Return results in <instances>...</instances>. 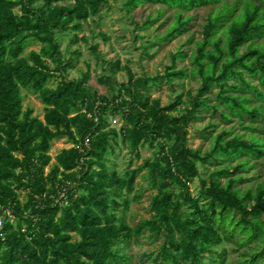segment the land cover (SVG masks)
Masks as SVG:
<instances>
[{
  "label": "trees",
  "instance_id": "16d2710c",
  "mask_svg": "<svg viewBox=\"0 0 264 264\" xmlns=\"http://www.w3.org/2000/svg\"><path fill=\"white\" fill-rule=\"evenodd\" d=\"M104 2L0 0V264H133L126 249L142 234L162 239L136 264H221L225 249L215 247L235 234L241 244L256 241L243 254L244 264H264V180L238 185L245 179L240 171L254 166L251 158L264 165V137L255 133L264 129V0H123L127 10L144 2L175 8L157 41L140 42L143 53L187 31V11L213 8L190 55L171 51L169 65L152 75L124 66L127 78L111 97L86 86L88 68L66 77L71 58L62 56L57 38L72 33L66 49L85 38L77 32ZM161 12L146 14L134 28L150 26ZM34 41L39 47L24 52ZM188 56L190 70L176 66ZM120 68L118 59L110 63L111 72ZM187 76L199 83L185 98L178 92L161 103L151 96V88ZM23 89L39 97L42 118L23 107ZM216 108L221 119H235L248 135L234 126L216 131L217 123L208 120L201 134L211 144L202 154L185 144L187 126ZM107 109L120 114L118 128H107ZM117 136L136 156L141 144L153 145L152 157L118 173L106 160ZM60 137L71 145L52 159L51 142ZM205 161L220 165L204 177L197 163ZM143 167L154 189L150 214L130 224L124 216L127 194ZM193 177L200 180L196 195L189 190Z\"/></svg>",
  "mask_w": 264,
  "mask_h": 264
},
{
  "label": "rangeland",
  "instance_id": "374dc122",
  "mask_svg": "<svg viewBox=\"0 0 264 264\" xmlns=\"http://www.w3.org/2000/svg\"><path fill=\"white\" fill-rule=\"evenodd\" d=\"M162 8V12L159 16L151 22V25L145 28H134L137 23H140L146 14L150 13L154 15L157 9ZM213 8V5L200 6L196 9L187 11L192 15V18L188 22V30L179 34L178 36L170 39L163 40L159 43L150 44L148 53H143L141 50L140 42H146L155 40L156 35H161L165 32L167 27L174 19L175 8L169 7L163 3H148L144 2L137 6L131 7L127 10L123 5V0H105L102 7L84 23L83 31L77 32L78 37L81 34L85 35V38L80 37L77 41L70 44V48L66 49V44L69 42L72 33L70 31L60 32L57 34L62 56L64 58H71V63L67 66L65 71L66 77L77 78L80 75L81 70L89 69V79L86 86L90 91H94L97 94L111 97L117 92V88L122 81L127 78V73L124 66L130 67V69L136 75L154 74L155 72H162L163 69L170 63V52L177 48L182 49L187 55H190L193 49V41L202 37V23L205 21L206 14ZM134 34L138 36L134 40ZM221 35H223L221 33ZM192 37L191 41H187L188 37ZM39 47L38 41L32 42L26 49H37ZM78 51L77 54L73 53V50ZM118 59L121 68L115 72L110 71V63ZM53 63V62H51ZM177 67H185L190 70L191 60L190 57L179 59L176 62ZM105 75L108 76L107 80H104ZM100 77L102 79H100ZM55 83L54 79H50L48 84ZM199 80L187 76L185 78H178L170 83L162 82L160 85L151 88V96H158L161 103L167 102L176 93H181L185 98L187 96V90L192 92ZM25 98L23 100V107L30 106L33 109V113L40 118L43 116V104L40 101L37 94L31 91L23 89ZM210 99L214 100L213 93L210 95ZM218 108L213 113L206 112L205 118L202 120L191 121L187 126V140L186 145L191 147H199L201 153L204 154L210 144L211 137H203L201 134V126L208 120L215 121L217 123L216 131L221 127L234 126V131L248 135V131L241 128L235 119H232L226 123L218 114ZM106 122L107 128H118L122 119L118 112H112V110H106ZM255 133L264 137V129L256 130ZM71 142L65 137L54 138L49 148V153L54 159V155L62 147H68ZM111 146L113 151L107 155V163L114 164V169L123 174L128 168H133L142 163L145 159H150L154 153V146L148 143L141 144L139 146V156L134 155V152L129 150L119 138L116 137V142H112ZM254 163L253 167H249L240 173L245 177L239 182V186L255 185L258 180H264V165L261 163V159H250ZM198 168L201 171V176H206V172L218 167L220 164H216L213 161L198 162ZM145 171V167L139 170L134 180V189L127 195L130 198L129 204L125 212V218L130 224H134L142 216H149V198L154 192V189L149 187L147 180L143 178L142 174ZM239 172L235 170V173ZM256 175V176H255ZM250 177V180L247 178ZM208 181V180H207ZM200 180L198 177H193L189 183V190L196 195L199 191ZM138 193L139 198H134L135 193ZM20 199H25V193L19 191ZM264 218V213H263ZM147 233V232H146ZM159 239L151 241L146 234H142L138 238H133L129 247L126 249L127 253L131 257L133 264L138 263L141 253L143 251H152L157 248ZM256 241L253 240L248 244H241L238 235L235 234L231 238H222L216 245L215 249H225L224 260L221 264H244L242 258L243 254L247 253L249 247L255 245ZM208 256V254H205ZM209 263V261H208Z\"/></svg>",
  "mask_w": 264,
  "mask_h": 264
},
{
  "label": "built area",
  "instance_id": "2783aa9c",
  "mask_svg": "<svg viewBox=\"0 0 264 264\" xmlns=\"http://www.w3.org/2000/svg\"><path fill=\"white\" fill-rule=\"evenodd\" d=\"M60 195H63V192L60 193ZM4 213L10 217H13L12 212L9 209H4ZM3 221V215L0 214V225L2 224Z\"/></svg>",
  "mask_w": 264,
  "mask_h": 264
}]
</instances>
